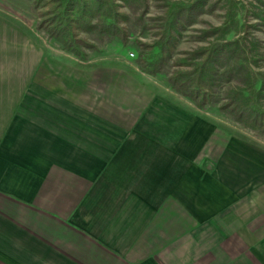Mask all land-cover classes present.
Here are the masks:
<instances>
[{"label": "crops", "instance_id": "0c3cea01", "mask_svg": "<svg viewBox=\"0 0 264 264\" xmlns=\"http://www.w3.org/2000/svg\"><path fill=\"white\" fill-rule=\"evenodd\" d=\"M18 41L0 15V264H194L179 233L210 209L195 211L193 150L119 126ZM233 150L232 178L264 171V156Z\"/></svg>", "mask_w": 264, "mask_h": 264}, {"label": "rangeland", "instance_id": "374dc122", "mask_svg": "<svg viewBox=\"0 0 264 264\" xmlns=\"http://www.w3.org/2000/svg\"><path fill=\"white\" fill-rule=\"evenodd\" d=\"M85 1L93 14L69 39L52 32L60 0H0V15L16 22L19 49L33 39L61 77L80 85L76 95L97 101L98 112L119 115L114 123L122 127L159 129L162 144L193 150L195 211L209 208L210 218L195 216L193 232L179 233L187 247L182 255L189 258L193 246L194 264H264V171L238 170L232 178L235 167L224 157L235 147L264 156V114L240 118L225 99L249 76L257 78L256 88L264 83V0H106L108 8ZM101 14L113 16L104 21ZM170 26V47H164L170 55L159 72L149 73L143 67L161 53ZM241 38L253 62L239 74L219 57L211 102L199 106L172 88L176 72H192L203 60L202 48ZM203 189L209 202L201 205Z\"/></svg>", "mask_w": 264, "mask_h": 264}, {"label": "trees", "instance_id": "16d2710c", "mask_svg": "<svg viewBox=\"0 0 264 264\" xmlns=\"http://www.w3.org/2000/svg\"><path fill=\"white\" fill-rule=\"evenodd\" d=\"M97 1V6L100 8L106 6L108 8L106 0ZM85 2V0H60L56 6L57 11L54 14L56 18L52 25V28H54L53 34L59 36V34L63 33L64 37L69 39L74 27L80 26L78 24H81L82 21L91 18L93 12L87 4L85 5ZM107 15L106 17L102 15L104 21H108V16H113ZM108 25L110 27L113 26V22L111 24L108 23ZM172 29V26L166 29L167 34H169V36H165L167 43L160 47V54L156 53L153 55L151 63L145 64L146 68L143 67L145 71L156 73L165 65V60L169 57L170 51L165 52L164 47H170L169 39ZM63 41L65 42L64 39ZM249 50L246 47L244 38L230 42L212 43L209 47L202 48L203 60L195 65L192 72H176L169 82L178 93L196 101L199 106L206 105L212 101L211 96L220 81L221 74L217 71V68H221L222 64L219 62V57L221 59L224 57L225 62H229V64L224 66L228 67L230 71H236V73L240 74L243 70L244 72L248 71L247 69L253 62L249 56L251 55ZM242 81L239 80V83H242ZM246 81L247 84L245 83L241 88H238V86L231 88L229 90L231 94H226L225 99L230 102V106L236 107L235 110L239 112L240 118H257L264 114V83L262 82L259 88H256L257 78H254L253 75L249 76Z\"/></svg>", "mask_w": 264, "mask_h": 264}]
</instances>
